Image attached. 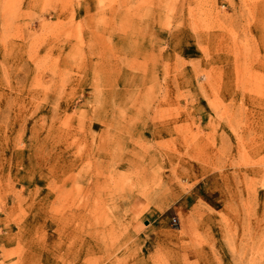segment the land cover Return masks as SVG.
I'll use <instances>...</instances> for the list:
<instances>
[{
    "label": "rangeland",
    "instance_id": "rangeland-1",
    "mask_svg": "<svg viewBox=\"0 0 264 264\" xmlns=\"http://www.w3.org/2000/svg\"><path fill=\"white\" fill-rule=\"evenodd\" d=\"M0 264H264V0H0Z\"/></svg>",
    "mask_w": 264,
    "mask_h": 264
}]
</instances>
